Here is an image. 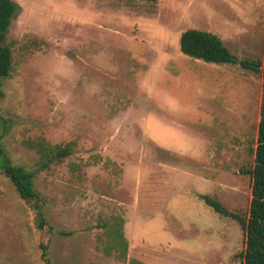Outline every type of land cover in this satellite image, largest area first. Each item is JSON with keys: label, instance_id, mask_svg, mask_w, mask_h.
<instances>
[{"label": "rangeland", "instance_id": "1", "mask_svg": "<svg viewBox=\"0 0 264 264\" xmlns=\"http://www.w3.org/2000/svg\"><path fill=\"white\" fill-rule=\"evenodd\" d=\"M13 1L0 134L13 164L34 173L45 225L0 170V264H244V230L201 196L249 217L264 0ZM189 29L261 71L184 55ZM165 173L170 202L147 208L142 184Z\"/></svg>", "mask_w": 264, "mask_h": 264}, {"label": "trees", "instance_id": "2", "mask_svg": "<svg viewBox=\"0 0 264 264\" xmlns=\"http://www.w3.org/2000/svg\"><path fill=\"white\" fill-rule=\"evenodd\" d=\"M134 1V0H128ZM156 3L158 0H139ZM21 12V7L13 0H0V102L5 97L3 90L5 80L13 68V51L7 46L6 38L12 20ZM181 52L196 60L216 65H239L245 70L261 71V61L239 60L225 46L223 41L210 32L189 29L180 38ZM264 77V70H263ZM260 122L255 149L254 168L250 172L253 178L252 200L248 219L229 211L220 201L207 196L201 199L214 211L237 221L245 232L244 264H264V88L261 102ZM0 134V170L10 180L20 198L32 205L38 215V226L45 225L39 195L33 186L34 173L13 164L12 159L2 145ZM69 155V148L58 151L53 160H61ZM44 250L46 248L43 246ZM44 251L43 257H46Z\"/></svg>", "mask_w": 264, "mask_h": 264}, {"label": "crops", "instance_id": "3", "mask_svg": "<svg viewBox=\"0 0 264 264\" xmlns=\"http://www.w3.org/2000/svg\"><path fill=\"white\" fill-rule=\"evenodd\" d=\"M169 62H174V59L170 58ZM167 67L168 66L166 65L165 68H167ZM171 68H172V66H171ZM170 71L172 73V70H170ZM198 109H200V106H198L197 109H194L195 112H197ZM130 110H128V111H130ZM128 111L125 112V114H127ZM121 121H123V120L121 119ZM118 125L124 126L123 122H118ZM147 137L151 141H153V143H155L157 145V147L159 148V150H161L163 153H172V154L183 153V154H185L184 151H177L175 149H170V148H167L165 146L164 147L159 146L149 135H147ZM203 143L206 144V147H204L201 151L204 152L207 155V157H209V158L212 157V154L214 153V150L212 148V145H213L212 137H209V139H208V137H206L205 140L203 141ZM193 156H195V155H193ZM163 180L165 182H162V181L156 182L155 175L151 174L149 179H148V182L146 184H142L140 193L143 195H148L152 198V200H154L153 204L147 206V208L155 207L158 204L168 205V203L170 202L172 187H171V180H170L168 173H165ZM167 182L170 184L169 188L166 186ZM137 194H139V193H137ZM167 196H168L167 200H163V201L161 200L162 198H165ZM136 207H140V205L138 203H133L129 206L128 216L132 217V212L135 210Z\"/></svg>", "mask_w": 264, "mask_h": 264}]
</instances>
